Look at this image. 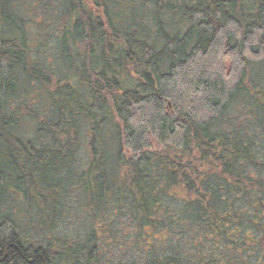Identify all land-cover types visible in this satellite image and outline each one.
I'll return each mask as SVG.
<instances>
[{"label":"trees","instance_id":"trees-1","mask_svg":"<svg viewBox=\"0 0 264 264\" xmlns=\"http://www.w3.org/2000/svg\"><path fill=\"white\" fill-rule=\"evenodd\" d=\"M23 87L42 116L9 110ZM84 127L78 244L47 231ZM99 236L135 237L126 264H264V0H0V264H96Z\"/></svg>","mask_w":264,"mask_h":264},{"label":"rangeland","instance_id":"rangeland-1","mask_svg":"<svg viewBox=\"0 0 264 264\" xmlns=\"http://www.w3.org/2000/svg\"><path fill=\"white\" fill-rule=\"evenodd\" d=\"M54 35V34H53ZM54 36L47 37L46 44V52L47 53H55L56 46L54 44ZM20 93V95H19ZM35 95L38 97L39 101L34 110L37 116H42L44 113V109L47 106L46 99V91H40L38 89L32 92L29 87H23L19 92L18 96L11 102L9 106V110H13L20 105H32V102L37 99ZM33 107V106H32ZM22 129L20 130V135L25 139L36 140V142H40L42 137H40L37 133L38 128L35 123H33L32 119L28 117L21 124ZM111 129V128H110ZM109 128L103 129L102 136L105 140H111L109 138L111 131ZM91 133L89 128L84 127L80 129V139L81 145L80 149L75 156V160L73 161V173L71 178V184H73V188L68 189V196L64 200L65 207L62 210V213L57 217L54 225L51 230L49 229L47 232L51 236H56L57 238L67 239V240H75L78 244H83L84 240L87 236L84 235V225L87 222L85 218L86 213L84 210V194L82 193V189L78 186V178L86 169L87 163L91 160V155L89 153L88 142L90 141ZM15 156V154H14ZM107 160H110L109 155H107ZM52 180L50 179V183ZM60 185L67 187L69 185L68 180L59 181ZM10 196V197H9ZM11 196L7 195L4 200L9 204L11 201ZM48 205H52L53 203V195L49 194ZM9 198V199H8ZM110 205V204H109ZM51 207H49L50 210ZM24 210V209H23ZM34 210V211H32ZM48 210V208H47ZM37 208H30L26 210L25 215L18 217V222L21 223L23 227V234L26 237H32V234L36 231V224L34 221L29 222L30 226L33 225L32 229H29L28 225V217H32L34 219V213L36 215ZM48 214V212L46 213ZM26 216V217H25ZM37 222V221H36ZM45 232H43L44 234ZM98 241L102 246L99 255L97 257L96 264H126L125 262H131L132 258L130 255L132 253H139L136 249L133 248L132 241L135 240L134 236H99ZM134 239V240H133ZM101 241V242H100Z\"/></svg>","mask_w":264,"mask_h":264}]
</instances>
